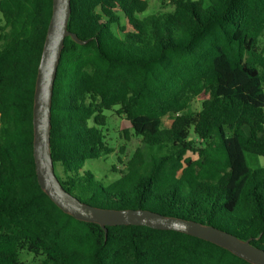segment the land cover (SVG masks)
Masks as SVG:
<instances>
[{"label": "trees", "instance_id": "obj_1", "mask_svg": "<svg viewBox=\"0 0 264 264\" xmlns=\"http://www.w3.org/2000/svg\"><path fill=\"white\" fill-rule=\"evenodd\" d=\"M53 0H0V264H251L209 241L75 219L38 184L33 99ZM71 0L51 98L55 176L82 203L211 226L264 250V0ZM112 111L138 141L115 152ZM171 124L164 126V120ZM107 131V130H106ZM124 138L130 140L126 131Z\"/></svg>", "mask_w": 264, "mask_h": 264}, {"label": "water", "instance_id": "obj_2", "mask_svg": "<svg viewBox=\"0 0 264 264\" xmlns=\"http://www.w3.org/2000/svg\"><path fill=\"white\" fill-rule=\"evenodd\" d=\"M71 0H53L46 39L38 66L33 99V158L38 184L54 204L77 220L108 226H146L155 230H171L216 244L251 264H264V250L235 236L190 221L164 217L147 210H105L82 203L63 189L54 173L50 154L51 98L57 65L67 36L76 37L68 29Z\"/></svg>", "mask_w": 264, "mask_h": 264}, {"label": "rangeland", "instance_id": "obj_3", "mask_svg": "<svg viewBox=\"0 0 264 264\" xmlns=\"http://www.w3.org/2000/svg\"><path fill=\"white\" fill-rule=\"evenodd\" d=\"M149 7L147 14L157 13L159 11L169 10L170 6L168 5V0H147ZM4 25L3 17L0 13V33ZM260 46L264 47V37L260 40ZM107 119V125L104 128L105 140L108 146L114 148L115 152L113 154L108 155L101 160L89 161L86 163L85 168L90 170L93 173H96L97 178L103 177L105 174L108 175V179H113L114 175L117 173H109L110 168L116 162L117 151L119 150L122 144H125L126 149L128 150L129 155H131L134 149L139 144L138 141L131 137L130 124L123 118L118 117L112 111H106L104 113ZM171 124L170 119L164 120V126L168 127ZM107 130V131H106ZM123 131L127 132L130 140L124 138ZM247 164L251 168L255 167H264V157H258L252 154H246Z\"/></svg>", "mask_w": 264, "mask_h": 264}]
</instances>
